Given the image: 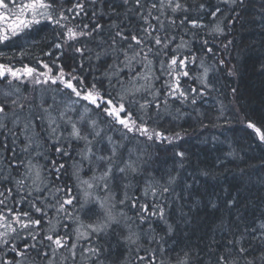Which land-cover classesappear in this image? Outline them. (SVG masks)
I'll list each match as a JSON object with an SVG mask.
<instances>
[{
    "label": "snow or ice",
    "instance_id": "snow-or-ice-1",
    "mask_svg": "<svg viewBox=\"0 0 264 264\" xmlns=\"http://www.w3.org/2000/svg\"><path fill=\"white\" fill-rule=\"evenodd\" d=\"M88 2L75 0L71 7H66V0H20L19 3L17 0H0V44L45 21L53 30H59L51 47L73 49L83 60L85 46H77L81 39L95 40L105 31L95 11L89 23L81 21L70 26L71 20L86 14ZM97 2L91 0L92 5ZM220 2L235 5L237 0ZM239 2L243 3V0ZM122 6L126 14L135 16L138 23L136 27L114 23L108 34L111 42L103 38L99 41L97 47L101 50L96 52V59L112 57L114 61L105 69L102 78L94 76L89 82L87 77L77 74L78 69L66 72L60 64H57L58 71L54 72L47 63L40 64L46 71L27 64L15 68L0 63V83L14 89L5 90L0 99V135L10 136L13 145L12 159L4 158L6 169H0V248H7L14 256L11 260L0 257V264H26L31 250L42 253L48 264H55V257L62 249L70 254L71 264H105L107 249L102 246L101 240L114 227L126 230L121 237L122 242L129 252L136 249L135 258L139 264H193L192 254L187 250L177 253L175 260L170 256L165 259V248L161 244L163 237L157 239L150 236L149 245L155 243L159 247L144 248L146 255H141L143 229L133 230L135 221L122 208L118 210L117 205L126 207L131 201L140 222L136 227L149 224L147 235L151 233V218L166 223L162 202L172 192L177 177L169 174L167 180L145 181L141 190L143 202L131 196L128 189L132 187V181L147 169L141 167V154L137 153L133 158L134 150L129 147V142L150 141L155 144L167 141L171 144L173 139L180 137L179 132L174 137L167 136L150 121L158 118L169 102L185 104L190 100L192 105H196L198 98L210 89V69L202 58L192 53L189 41L181 37V42L176 43L174 31L169 29L175 30L186 24L191 29L208 26L187 16L180 19L178 13L190 11L181 0H122ZM204 9L205 5L201 3L199 10L203 12ZM218 12L219 7L208 14L215 18ZM177 19H180L179 26ZM220 32L222 30L217 25L210 29L208 35ZM197 34L193 33L194 36ZM203 47L208 53L213 51L206 38L203 39ZM45 54L55 55L53 51ZM55 59L58 61L60 57ZM88 59L91 60V57ZM125 69L129 72L127 81L120 78ZM194 72H197L195 76ZM161 78H164L163 84L161 89H157L155 81ZM182 78L195 80L201 87H191L188 91L182 84ZM104 80H107L109 89H116L115 95L111 90L107 94L101 90ZM14 81L18 83L14 85ZM26 82L33 85L34 91L36 86L55 85L53 91L66 97V102L55 112L53 105L42 103V115L29 113L27 117H22L23 101H27L28 97L21 100L19 84ZM93 112L97 115L103 113L107 118L103 123L109 126V130L119 125L116 130L120 132V141L108 135L100 121L92 118ZM70 113H76V118ZM36 119L46 122V136L34 134ZM246 127L264 143V118L259 123L248 120ZM21 136L23 144L19 152L24 154L23 159L17 156L15 147ZM4 147L7 149L6 145ZM73 149H76L79 159L73 157ZM53 151L55 156L50 155ZM175 155L180 158L177 163L183 167L185 153L178 151ZM41 159L47 163L41 164ZM85 162L92 173L87 179L84 178L86 173L82 175ZM20 168L23 171L18 176L14 175ZM203 174L207 175V172ZM65 177L70 182H66ZM121 185L124 188L123 199L116 195ZM100 189H103L104 196L98 195ZM9 199L13 203L11 208L8 207ZM25 204L29 210H24ZM257 230L259 239L264 241V222L254 231ZM168 233H172L170 225ZM17 239L24 242L22 246ZM45 249H50L51 255ZM247 254L243 236L234 238L224 246L223 252L214 257L212 264H241ZM68 259L69 256H64V264H68ZM246 264L253 262L247 261ZM261 264H264V256H261Z\"/></svg>",
    "mask_w": 264,
    "mask_h": 264
},
{
    "label": "trees",
    "instance_id": "trees-1",
    "mask_svg": "<svg viewBox=\"0 0 264 264\" xmlns=\"http://www.w3.org/2000/svg\"><path fill=\"white\" fill-rule=\"evenodd\" d=\"M72 3H75V0L71 2L66 0V7H71ZM181 3L190 11L178 13L180 19L187 16L208 27L191 29L186 24L175 30L170 28L169 31H174L176 43L181 42V37L189 41L192 53L202 58L209 67L210 89L205 91L203 97L198 98L196 105H192L190 100L185 104L179 101L169 102L166 110H162L158 117L166 122L165 126L156 125L155 121L150 123L167 136L179 132L181 138L176 147L180 150L183 147L188 148L183 167L175 165L174 170L167 169L170 163L162 165L159 162L161 160L158 157L159 149L167 146L168 142L165 146L157 147L152 158L155 161L151 165L161 171L159 175L161 174L163 180H167L169 174L177 177L175 184L178 188L169 199L162 202L166 212V223L159 219L151 220V233L147 235L149 224L136 227L140 222L131 201L126 207L122 205L121 207L127 216L135 221L132 224L133 230L143 229L141 255H146L144 248L159 247L155 243L148 244L150 236L157 239L163 237L161 244L165 248V259L170 256L175 260L177 253L187 250L192 254L193 264H212L214 257L224 251L228 241L243 236L248 254L241 264H246L247 261L261 264L264 241L259 239V231H254L257 229L254 226L264 222V143L247 129L246 123L248 120L259 123L264 118V0H243V3L237 0L235 5L224 4L220 0H181ZM201 3L205 5L203 12L199 10ZM217 7L220 8V12L215 18H210L208 13ZM93 11L98 15V22L104 24L105 31L95 40L81 39L77 46H85L86 54L83 60L73 49L53 50L51 45L56 42L59 30H53L50 24L42 21L38 25H33L30 30H25L19 37L0 44V63L15 68H21L22 63L36 67L37 61L43 60L47 64L62 65L66 72L76 68L79 70L77 74L87 77L89 82L94 76L102 78L105 69L114 61L112 57L96 59V52L101 50L97 47L99 41L103 38L111 42L108 34L114 23L122 24L124 27H136L138 22L135 16L125 13L122 0H98L95 5L89 0L86 4V14L71 20L70 26L81 21L89 23L93 19ZM180 19L176 21L177 26L180 25ZM217 25L222 32L208 35L210 29ZM194 32L198 34L194 36ZM204 38L213 49L211 53L203 47ZM49 51H53L60 59L57 61L55 55L47 56L45 53ZM89 56L91 60L88 59ZM196 74L197 72H194L193 76ZM120 78L128 80L127 69ZM163 80L164 78L155 81L157 89H161ZM182 84L188 91L191 87H201L197 81L186 78H182ZM101 90L105 94L109 90L113 95L116 93L115 88L109 89L107 80H104ZM169 121H172V124H169ZM202 121H205V124H202ZM167 125L170 128H166ZM11 139L10 136L6 138L0 135V161L3 164L1 169H6L4 158L12 159ZM175 141L176 139H173V142ZM197 141L203 142L201 149L196 145ZM211 142L213 147L206 149L207 146L204 145ZM22 144L19 138L15 147L20 159L22 157L19 148ZM138 145L136 149L140 152L144 143L142 142L139 147ZM50 155L55 156L54 151ZM151 165L140 177L135 178V186L139 190L131 196L141 202L144 199L141 190L146 178L154 176ZM204 172H207V175H204ZM182 188H186L191 196L189 207L184 214L180 213V208L187 204H183L187 198L183 197ZM209 206L212 210L208 213L206 209ZM8 207H13L11 199L8 201ZM24 210H29L27 204L24 205ZM169 225L172 227L171 234L168 233ZM124 234L126 230L123 227H114L109 235L102 237L101 244L107 249L105 264H139L135 258L136 249L133 248L129 252L123 244L121 237ZM17 243L22 246L24 242L17 239ZM45 250L50 253V249ZM61 251L55 257V264H64L66 255L69 256L68 264H71L70 254L63 249ZM13 256L14 253L7 248H0V257L11 260ZM159 256L157 250V257ZM77 257L79 259V251ZM26 264H48V261L44 259L42 253L31 250Z\"/></svg>",
    "mask_w": 264,
    "mask_h": 264
},
{
    "label": "rangeland",
    "instance_id": "rangeland-1",
    "mask_svg": "<svg viewBox=\"0 0 264 264\" xmlns=\"http://www.w3.org/2000/svg\"><path fill=\"white\" fill-rule=\"evenodd\" d=\"M210 18H213V17L210 15ZM53 50L59 51V49H53ZM58 55H59V53H58ZM56 56L57 55H55V57ZM41 63H46V62L43 61V60H40V62L37 61L36 67H34V68H36V69H38L40 71H46V69H42L40 67ZM24 64L25 63H22V65H24ZM49 66L53 68L54 72L58 71L57 65L49 64ZM17 83L18 82H16V81L13 82L14 85L17 84ZM55 87H56L55 85H52V86L40 85V86H36L35 91H34L33 90V85L31 83L26 82L24 84H19V96H20L21 100L23 101V97H25V96L28 97L27 101H23L25 103V108L20 113L21 116L22 117H27L29 115V113H31L33 116L42 115L43 114L42 111H41L42 103L45 106L46 105H53V111L54 112L59 110L60 108H62L63 104L66 102V97H63L61 93L54 92L53 88H55ZM5 90L14 91V89H9L7 84L0 83V99L3 98L2 94H3V92ZM53 97H56V99L54 100ZM13 98H15V96ZM70 115H73V117L76 118V113H70ZM92 118L99 120L100 124H101V127L105 128L107 134L113 136V131L110 132L109 129H108V126H106V124L103 123V121L105 119H107L106 117H104L103 113H100L99 115H97L96 112H93L92 113ZM153 121H155L154 123L156 125H158V124H164V126L166 125V122H164V120H161V119H158V118L154 119ZM153 121H150V123H153ZM34 123L36 125V127L34 129V134L40 135V136H46V134H47L46 133V129H47L46 122H42L39 119H36L34 121ZM9 127L11 128L12 125L9 124ZM166 128H170V126L167 125ZM37 129H40V131H38ZM169 137H174V135H170ZM20 138H21L22 143H23V137L21 136ZM143 143H144V145L142 146L140 152H138V150L136 148H135V150L133 152V158L134 159H135V156H136L137 153L142 155L143 161L141 163V167H142V165H146L148 162H150L152 160V158H154V155L156 154V148L157 147H159L160 145H162V146L167 145L166 144L167 141H164L163 143H155V144L150 142V141H143ZM140 144L138 145V147L140 146ZM147 147H148V149H147ZM21 157L23 159L24 158V154L21 153ZM43 162L45 163L46 161L41 159L40 163L43 164ZM2 167H3V164L0 161V169ZM83 169H84V172L82 173V175H84L86 173V175H84L85 179H87L88 177H90L92 175V173L88 171L87 162L84 163ZM20 171H23V168H20L18 171H16L14 173V175L18 176ZM64 179H65L66 182H70V181H68L67 177H65ZM152 179H153V177H147L146 181L147 180H152ZM132 186L135 187V179L132 181ZM98 195L99 196H104L105 195L103 189L99 190ZM116 195H118L121 199H123V197H124L123 185H121L120 190H119V192L116 193ZM130 195H132V194H130ZM0 207H2V206H0ZM118 207H121V205L118 204L117 205V209L120 210L122 208L123 211H124L123 207H121V208H118ZM156 219H158V218H151V220H156ZM0 230H2V229H0ZM60 251L61 250H59V252ZM61 252H64V251H61Z\"/></svg>",
    "mask_w": 264,
    "mask_h": 264
},
{
    "label": "bare ground",
    "instance_id": "bare-ground-1",
    "mask_svg": "<svg viewBox=\"0 0 264 264\" xmlns=\"http://www.w3.org/2000/svg\"><path fill=\"white\" fill-rule=\"evenodd\" d=\"M197 111V110H196ZM204 118V117H203ZM206 118V117H205ZM204 120V119H203ZM168 121V120H167ZM172 124V121H169V124ZM202 124H205V121H202L201 122ZM106 126H108V125H106ZM203 127V126H202ZM108 129H109V126H108ZM116 129H119V126L118 125H116L115 126V128L114 129H112V130H109L110 132L111 131H113V137H114V139L115 140H117V141H120V139H121V137H120V132L118 131V130H116ZM180 138H181V136L178 138V139H176V141L175 142H173V143H171V144H168L167 146H165V147H163V149L162 148H160L159 149V153H158V157L159 158H161V160L159 161L160 162V164H162V165H166V162L167 163H170L171 165H170V167L169 168H167V169H173L174 170V166L175 165H178V166H180L178 163H177V161H179V157H177L176 155H175V153L176 152H178V151H182V152H184L185 153V155L188 153L187 152V150H188V148H186V147H183V149H178L177 147H176V145H177V143H178V140H180ZM141 139H143V138H141ZM213 142V141H212ZM208 143V144H205L204 146H207L206 147V149H209V147H213V143ZM197 144V146L199 147V149H201L202 148V146H203V142L201 141V142H199V141H197L196 142ZM138 143L135 141V140H133V141H131V142H129V147L130 148H133V150H135V148H136V145H137ZM125 153L127 154V149H125ZM72 155H73V157H75L76 159H78L79 157L78 156H76V149H73L72 150ZM158 160V159H157ZM153 161H155V159H153L152 161H150V162H148L146 165H142V168L143 169H147V168H149L150 167V165H151V163L153 162ZM68 163L69 164H71L72 163V161H68ZM151 167L153 168V172H154V176H153V179H156V180H160L161 179V174L159 175V173L161 172L160 170H158L154 165H151ZM181 167V166H180ZM164 172H165V170H163ZM166 173V172H165ZM166 175H168V174H166ZM141 175H138L137 177H140ZM152 179V180H153ZM176 188H178L177 187V185L176 184H174L173 186H172V192L170 193V194H168L167 195V198L166 199H169L170 197H171V195H172V193L173 192H175V190H176ZM130 189V190H129ZM128 189V191H129V193L131 192V194H133V193H135V191H137V190H139V188L138 189H136V186L134 187V186H132V187H130ZM181 193H183V197H185V198H187V199H185L184 200V202H183V204H186L185 206H181V208H180V213L181 214H184V213H186V209L189 207V202H190V198H191V196H190V194L189 193H187V189L186 188H182L181 189ZM215 207V206H214ZM214 207H212V208H214ZM210 210H212L211 209V207L209 206V208L207 207V209H206V211L209 213V212H211ZM261 222H259V223H257L256 224V226H254L255 228L260 224ZM62 231H63V229H62Z\"/></svg>",
    "mask_w": 264,
    "mask_h": 264
}]
</instances>
